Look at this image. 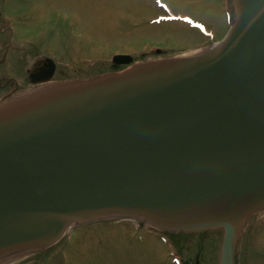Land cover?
Returning a JSON list of instances; mask_svg holds the SVG:
<instances>
[{
  "label": "water",
  "instance_id": "water-1",
  "mask_svg": "<svg viewBox=\"0 0 264 264\" xmlns=\"http://www.w3.org/2000/svg\"><path fill=\"white\" fill-rule=\"evenodd\" d=\"M234 4L225 38L196 55L0 100V258L135 217L222 229L219 264H234L264 210V0ZM53 69L44 60L31 81Z\"/></svg>",
  "mask_w": 264,
  "mask_h": 264
},
{
  "label": "rangeland",
  "instance_id": "rangeland-1",
  "mask_svg": "<svg viewBox=\"0 0 264 264\" xmlns=\"http://www.w3.org/2000/svg\"><path fill=\"white\" fill-rule=\"evenodd\" d=\"M230 14L229 0H0V75L22 71L40 53L56 60L55 78L107 69L116 52L138 54L160 46L183 55L205 43L208 32L223 36ZM137 226L126 220L75 224L43 252L0 263H217L218 231L170 235ZM236 264H264V213L252 216Z\"/></svg>",
  "mask_w": 264,
  "mask_h": 264
},
{
  "label": "flooded vegetation",
  "instance_id": "flooded-vegetation-1",
  "mask_svg": "<svg viewBox=\"0 0 264 264\" xmlns=\"http://www.w3.org/2000/svg\"><path fill=\"white\" fill-rule=\"evenodd\" d=\"M2 78L0 77V89L1 88H7L8 86H9V83L11 84V85H13L14 84V81L12 80H4V81H2L1 80ZM23 84H24V80H22L21 82H19V86H23Z\"/></svg>",
  "mask_w": 264,
  "mask_h": 264
}]
</instances>
